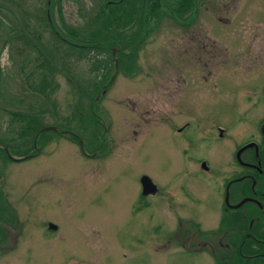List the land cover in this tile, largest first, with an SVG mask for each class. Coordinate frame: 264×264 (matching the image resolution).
<instances>
[{
	"label": "rangeland",
	"instance_id": "1",
	"mask_svg": "<svg viewBox=\"0 0 264 264\" xmlns=\"http://www.w3.org/2000/svg\"><path fill=\"white\" fill-rule=\"evenodd\" d=\"M106 1L0 0V144L12 150L28 145L17 134L24 122L15 113L73 134H44L27 159L8 149L0 156L6 218L0 264H207L176 253L173 209L161 197H137L136 176L169 179L166 193L176 179L173 138L158 118L164 107L172 119L233 112L237 140L247 135V123L264 118V0H191L184 10L180 1L159 0L157 15L148 10L143 26L110 22L114 43L102 44L112 47L116 63L120 49V61L107 83L113 60L105 91L89 100L77 89L98 85V73L88 60L65 54L66 44L59 45L50 30L94 31V15ZM138 27L144 35L135 55L124 52L131 47H122L117 36ZM46 51L41 61L57 69L50 83L55 87L39 93L47 72L35 68L37 52ZM132 56L135 70H126ZM238 111L248 121H240ZM201 151L196 145L188 150L194 156ZM199 194L193 209L214 226L211 207L218 199L208 188ZM48 223L56 231L48 232Z\"/></svg>",
	"mask_w": 264,
	"mask_h": 264
},
{
	"label": "flooded vegetation",
	"instance_id": "2",
	"mask_svg": "<svg viewBox=\"0 0 264 264\" xmlns=\"http://www.w3.org/2000/svg\"><path fill=\"white\" fill-rule=\"evenodd\" d=\"M101 85L100 92H104L106 84ZM163 109L165 112L158 118L164 132L173 138L178 158L173 163L176 179L170 182L166 193L169 179L161 182L148 172H140L136 176L139 184L136 196L143 199L157 196L164 199L162 203H169L177 217L173 244L176 253L184 258L195 256L207 264H264V118L247 123L250 124L244 131L247 135L237 140L235 122L231 125L233 112L223 118L213 114L211 118L208 115L172 119L175 115ZM237 113L240 121H248L242 111ZM56 133L73 136L71 132ZM75 138L78 140V136ZM195 145L202 148L196 156L188 152ZM94 154L91 151L90 155ZM143 174L155 183L153 193L142 194ZM207 188L218 199L216 208L211 207L215 225L210 227L208 217L204 221L200 212L197 214L193 209L195 203L200 204L199 196L203 193L199 192Z\"/></svg>",
	"mask_w": 264,
	"mask_h": 264
},
{
	"label": "trees",
	"instance_id": "3",
	"mask_svg": "<svg viewBox=\"0 0 264 264\" xmlns=\"http://www.w3.org/2000/svg\"><path fill=\"white\" fill-rule=\"evenodd\" d=\"M154 3H149V0H107L102 7L98 8V11L94 15L93 21H98V25H96L94 31H90L89 33H83L78 30V28L71 27L66 28V31L63 30L61 34L59 32H55L53 30H50V34L55 39L59 45L61 44V41L66 44L67 50L64 51L65 54L70 56H75L79 59H86L90 62V70L94 73H98L95 75V80L97 82H100L98 85H94V87L91 90H87V88L83 87L82 84L80 85L79 89L77 91L80 93H83L84 96L88 97L89 100H92L95 97L96 91L100 90L102 88L101 83L105 80L107 77V73L109 72L110 68L114 65L113 60V54L111 52L112 47L108 49L109 47L107 45L102 44V41L112 42L113 44L114 39L109 36L110 30H109V23L112 22L113 24L118 23H124L125 20L126 23H131L133 20L142 22V26L144 25L143 22L147 20V11L151 10L152 15H157V13H153V10L155 12H158V1L159 0H153ZM180 1L178 6H180L181 10H184L187 7H189V4H191V0H177ZM148 4V5H147ZM196 4V2H195ZM158 6V8H157ZM196 8V5L195 7ZM191 9V8H190ZM119 12L120 14H117ZM150 12V13H151ZM149 13V14H150ZM131 21V22H130ZM51 28V27H50ZM136 33L134 34H127L121 36V39L119 36L118 42L122 44V47H125L128 45L131 47L129 50H124V52L132 53V55H135L133 48L136 47L140 35L141 37L144 35V30L137 28ZM96 32V33H95ZM114 32V31H113ZM117 35H119L117 33ZM21 38H23V35H20ZM112 39V41H111ZM27 41V40H26ZM29 44V42L27 43ZM32 49L34 50L35 47ZM135 49V48H134ZM120 50V49H119ZM117 48V54L115 57H117V63L120 61L121 52ZM49 52H37L38 59H40V63L35 65V68L41 69L43 71L47 72V75H42L41 79L39 80V89L36 90L39 93H42L43 90L49 89L47 93L52 92V88L55 86L50 83L52 82V72L54 70L57 71V69L52 66L50 63H47V59L45 63H43L41 60L48 57ZM36 55V57H37ZM47 56V57H46ZM50 57V56H49ZM66 57V56H65ZM64 58V56H63ZM67 58V57H66ZM134 56L129 60V63L126 70H135V62L133 61ZM44 61V60H43ZM64 65V64H63ZM123 65V63L121 64ZM114 68V67H113ZM123 70V69H122ZM124 71V70H123ZM103 82V83H104ZM49 86V87H48ZM33 90V89H31ZM46 93V94H47ZM44 94V96L46 95ZM76 111L74 112L73 116L75 115ZM16 114V115H15ZM14 115H19L20 121L24 122L23 126L20 128L19 131H17L18 136L23 139V141L27 138L28 145H23L24 149L21 150L19 147H14V150H12V147L10 144H0V156L5 158V151L11 150L12 154L17 157H25L32 155L34 153V147L33 144L42 139L44 134L50 133L55 134L53 132H46L44 128H46L43 125L39 124V121H37L34 117L27 116V115H21L18 113H15ZM79 115V114H78ZM84 127H80V133L83 132ZM26 142V144H27ZM1 143V141H0ZM6 145V146H5ZM1 146H4L3 149ZM21 146V147H23ZM3 154V155H2ZM3 203L0 202V223H3L1 221H6L5 219H2V212H4ZM0 231L2 232V229L0 228Z\"/></svg>",
	"mask_w": 264,
	"mask_h": 264
},
{
	"label": "water",
	"instance_id": "4",
	"mask_svg": "<svg viewBox=\"0 0 264 264\" xmlns=\"http://www.w3.org/2000/svg\"><path fill=\"white\" fill-rule=\"evenodd\" d=\"M114 50H112V52H113ZM113 54H114V52H113ZM114 63H115V67H114V72L112 73V75L110 76V79H109V81L110 80H112L113 79V77L115 76V71H116V65H117V63H116V60H114ZM44 130H46V131H52V132H56L57 131V128L56 127H46V128H44ZM28 157L26 156V157H24V159H27ZM140 181H141V184H142V192H143V194L144 193H149V192H154L153 190H154V188H155V184H153V182H152V180H150V178L146 175V174H144L142 177H141V179H140ZM48 229H50V230H54L55 229V227L53 226V225H48Z\"/></svg>",
	"mask_w": 264,
	"mask_h": 264
}]
</instances>
